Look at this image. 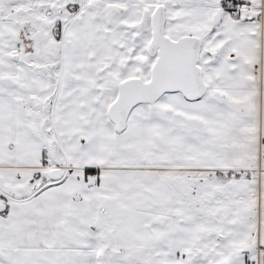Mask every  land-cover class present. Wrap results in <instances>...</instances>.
<instances>
[{
	"label": "snow or ice",
	"instance_id": "1",
	"mask_svg": "<svg viewBox=\"0 0 264 264\" xmlns=\"http://www.w3.org/2000/svg\"><path fill=\"white\" fill-rule=\"evenodd\" d=\"M0 264H264V0H0Z\"/></svg>",
	"mask_w": 264,
	"mask_h": 264
}]
</instances>
